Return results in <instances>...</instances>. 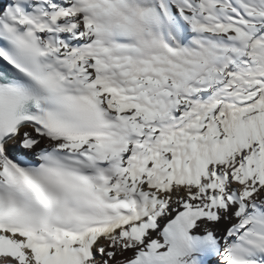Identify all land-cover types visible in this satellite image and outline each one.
Here are the masks:
<instances>
[{
  "label": "snow or ice",
  "instance_id": "obj_1",
  "mask_svg": "<svg viewBox=\"0 0 264 264\" xmlns=\"http://www.w3.org/2000/svg\"><path fill=\"white\" fill-rule=\"evenodd\" d=\"M0 264H264V0H0Z\"/></svg>",
  "mask_w": 264,
  "mask_h": 264
}]
</instances>
